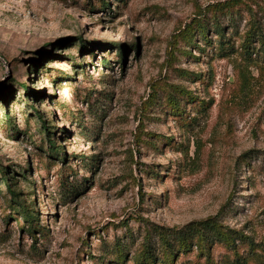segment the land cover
<instances>
[{"label":"rangeland","instance_id":"obj_1","mask_svg":"<svg viewBox=\"0 0 264 264\" xmlns=\"http://www.w3.org/2000/svg\"><path fill=\"white\" fill-rule=\"evenodd\" d=\"M225 1L0 0V264H139L210 218L264 249V0Z\"/></svg>","mask_w":264,"mask_h":264},{"label":"trees","instance_id":"obj_2","mask_svg":"<svg viewBox=\"0 0 264 264\" xmlns=\"http://www.w3.org/2000/svg\"><path fill=\"white\" fill-rule=\"evenodd\" d=\"M246 6L245 0H228L222 3L208 6L207 10L211 17L217 19L219 15L234 14L241 10V6ZM103 6H106L104 3ZM195 31L204 36L207 40L206 26L196 24ZM192 25L180 30L184 37L191 39L195 33L192 34ZM217 36L219 37V51L225 52L226 36L224 30H218ZM192 36L189 37V35ZM259 45L257 51L259 56L264 57V35L262 31H256L252 27L246 34L243 50L248 57H251L254 50V44ZM121 62L125 61V48L120 50ZM27 89V85L24 86ZM176 112L179 108L174 107ZM42 119V118H40ZM48 132V130H46ZM53 152L59 156L61 149L52 143ZM8 189L14 202L22 209L23 220L29 225V233L35 238V229L33 225V218L27 206L21 201L17 192L12 190L8 184ZM160 251L157 252L152 244H147L143 247L137 262L139 264H177L182 256H188L196 251L197 257L205 259L206 264H215L213 259V252L217 245L223 246L230 254L231 264H264V249L261 245H257L253 239L245 237L240 232L225 230V228L214 218H210L201 222L192 223L181 230L168 231L167 233H160ZM239 241V242H237ZM244 250L249 252L246 257ZM123 257V254H121Z\"/></svg>","mask_w":264,"mask_h":264}]
</instances>
